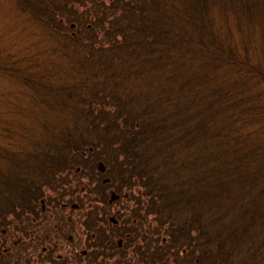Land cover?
<instances>
[{
	"label": "trees",
	"instance_id": "16d2710c",
	"mask_svg": "<svg viewBox=\"0 0 264 264\" xmlns=\"http://www.w3.org/2000/svg\"><path fill=\"white\" fill-rule=\"evenodd\" d=\"M0 264H264V0H0Z\"/></svg>",
	"mask_w": 264,
	"mask_h": 264
}]
</instances>
